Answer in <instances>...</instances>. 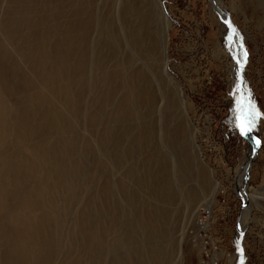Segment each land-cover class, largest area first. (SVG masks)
Instances as JSON below:
<instances>
[{
    "label": "rangeland",
    "instance_id": "obj_1",
    "mask_svg": "<svg viewBox=\"0 0 264 264\" xmlns=\"http://www.w3.org/2000/svg\"><path fill=\"white\" fill-rule=\"evenodd\" d=\"M155 1L159 4L156 3V12L151 15L153 20L150 23L154 59L151 61L139 52L132 58L130 68L139 69L144 78L150 80L149 90L157 105L160 104L159 114L155 110L152 120L158 142L162 143L165 128L174 137L179 130L182 131L180 137L187 153L190 174L181 185L174 168L177 175L173 172L172 183L177 188L198 192L196 201L189 208L178 200L171 204L169 237H172L173 248L183 231L181 251L175 264H237L239 238L243 252L240 264H264V0ZM154 3L153 0H60L57 6L62 12L59 13V9L53 7V1L0 0V21L7 17L13 23L8 28V35L0 29V45L5 46L12 60L9 64L4 62L0 74V97L11 106L13 116L15 109L27 107L26 123L30 130L35 128L45 110L55 109L60 123L57 126L60 129L63 126L65 131L58 158L63 165L61 175L75 188V199L67 201L62 189L52 193V200L44 199V209L49 213L56 210L62 221L57 230L54 219L50 220L60 247L52 256L53 264H126L123 253L139 244V240L127 238L126 227L135 210L142 207L139 200L143 197L145 200L148 195L140 191L139 185L148 145L134 141L138 132L136 116L124 114L109 118L114 101L121 92L114 91L115 94L103 99L105 92L102 91L106 88L102 79H98L104 70H110L118 59L132 50L125 32L129 23L135 22L127 18V7L132 6L141 14L149 11V7H153V11ZM28 7L39 16L44 8L46 12H54L56 17L32 25L26 22V16L30 18L26 11ZM219 9L226 12L233 25V41L228 46L226 40L230 26L227 18L224 24ZM74 19L80 23L89 19V26L85 22L88 28L85 24L76 26L77 30L75 26L72 28L70 25ZM71 28L76 30L74 37L67 30ZM83 28L88 31L83 36L86 42L81 43ZM43 30L51 34L55 30L59 36L71 37L76 42L64 59H60L59 65L62 67L64 63L65 69L57 73L56 83L64 87L63 91L41 89L40 70L31 69L28 61L29 56L40 51L41 41L49 58L43 67L46 68L44 72L48 74L57 70L59 57L51 55L55 47L54 35L48 34L41 40ZM165 30L168 38L164 46ZM105 31L113 33L112 41L118 42L117 46L116 42L112 43L116 48L114 53L105 43ZM33 34H38L40 39ZM28 45L35 48L25 58L20 48ZM237 58L242 64V78L238 75ZM98 61L101 62L99 67L95 65ZM164 61L167 73L163 70ZM23 75L30 82H22L20 77ZM238 76L239 92H235ZM137 83L142 85L139 79ZM38 89L43 107L34 108L32 97L39 93ZM236 93L241 100L237 99ZM93 110L102 114L94 126L89 122ZM249 110L254 115L259 113L249 131L256 140L254 146L241 134L240 121L236 117L239 112L243 118ZM10 118L5 137L0 141V175L5 172L20 176L15 185L16 199L7 200L8 207L23 209L24 213L32 215L36 213L35 208L23 206L19 199L36 180H40L43 185L39 184L44 187L45 173L46 184H49L51 172L43 164L34 172L28 167L19 169L16 164L19 159L30 158L23 146L41 141L50 145L55 140L57 127L51 128L40 140L34 130L31 133L27 130L29 134L19 141L14 136L19 130L18 121L14 120L15 117ZM102 139L105 146L101 144ZM162 148L170 152L174 165L181 160L177 147L163 145ZM117 150L126 153L125 156L119 158ZM248 160L249 169L243 176L242 167ZM7 162H11L12 170H5ZM151 168L156 171V167ZM238 180H244L246 188L243 185V191L237 187ZM214 183L216 189L209 202ZM250 189L259 194L249 198ZM202 210L209 212L205 228L197 222L202 219ZM93 229L95 233L92 234ZM93 236H98L101 242L98 251L92 248ZM113 244L116 247L111 246ZM2 248L0 243V251Z\"/></svg>",
    "mask_w": 264,
    "mask_h": 264
},
{
    "label": "bare ground",
    "instance_id": "obj_2",
    "mask_svg": "<svg viewBox=\"0 0 264 264\" xmlns=\"http://www.w3.org/2000/svg\"><path fill=\"white\" fill-rule=\"evenodd\" d=\"M46 1L55 2V5L53 7L59 9V13L62 12V8L57 6V2L60 0ZM153 2H155L154 10L152 11L153 7L152 9L151 7H149V11L145 13L142 12L141 14L138 13V11H136L132 6L127 7V11H125L126 16L127 18L131 19V22L135 23H129V25L126 27L127 31L125 32V35L129 42L124 39L123 41L130 43L132 50H130L129 54L125 55L124 57L122 56L120 60L118 59L117 62L112 65L113 67H111L110 70L108 69L104 70L103 72L101 71L102 74L100 76L98 75V80L102 79L101 81L104 83V86L106 88L105 91H102L105 92L103 93V99H108L111 94H115L114 91L121 92L120 97H118V99L116 97V100L114 101L115 105L113 106L112 115L109 116V118H118V116H124V114H126L127 117L131 115H133V117L136 116L138 134L136 133L137 136L135 138L133 136L134 141H136V143L138 144L141 142H146L145 146L148 145V148L146 150L147 156L142 166L143 171L139 181L141 189L140 191H145V194H148V198L146 197V199L144 200L143 197L139 200V204H141L142 207L135 210L132 215L131 221L129 219V222L127 223V238H130L136 242L137 240H139V244L135 245L133 248H130L125 251V253H123L122 259L125 261L126 264H175L181 251L183 231L178 237L179 239H177L176 241L175 248H173L171 241L172 237H169L171 232V225L169 224L171 204L173 202L175 203V201L178 200L179 202H184L186 208H189V206L196 201L198 196V192L196 190H190L184 187L177 188L176 186H174V182L172 183V175L173 172H175V169L179 174V181H176L180 182L181 185L182 180H185L184 178H186L189 173L187 153L183 145L184 142H182L180 137L182 131L180 132L179 130L177 135L175 134L174 137L172 136L171 132H169L165 128V136L162 137V143L158 142V140L155 138L156 126L152 120L154 117L153 112L155 110L159 114L160 104L157 105L155 97L149 90L150 80L144 78L142 72L139 69L135 70L133 68H130L132 58L138 56L139 52L143 53L142 55H145L146 58L151 61H153L154 59V55L151 51L153 46L151 45L153 38V30L150 27V23L151 20H153V17H151V15L156 12L155 9L157 7V1L153 0ZM44 4L47 3L44 1ZM42 9L43 12H41L39 16L38 14H36V12H33V9H31V7H28L26 11L29 14L30 18L26 16V22L32 23V25H36L42 19H53L56 17V15L53 14L54 12H46L44 11V8ZM223 12L226 14L225 11ZM37 16L40 18H36ZM162 17L166 24H168V20L163 14ZM225 18L226 17L223 15L224 24L226 23ZM85 22L89 26V19H84L82 23H80L79 20H75L70 26L72 28L75 26V29L77 30L76 26H81V24H83L84 26ZM11 24H13L12 21L10 19H7L6 17L5 19L0 21V29L2 28L5 34L8 35V28L9 26H11ZM72 28L67 30H69V34L73 33L71 37H74L75 29ZM167 30H165L164 46L167 43L168 38ZM87 31L85 30V28L80 31L81 34H83L81 38V43L86 42V38H83V36L87 33ZM107 31H105L107 37L105 43L107 44V47L110 48L111 52L114 53L116 48H113V44L116 41H112L113 33L109 32L108 34ZM47 32H44V30L43 32L41 31V40L44 37H47L48 34H51V32ZM33 35L37 36L36 38L40 39L38 37V34ZM51 35H54L53 37L55 38V47L52 49L51 55H54L55 57L59 58L57 63V70L53 67L55 70L50 73L48 72L49 75L44 72L46 68H43L44 65H47V63L49 62V58L44 52V47L41 44V41L39 43L40 51L34 56H29V58L26 57L29 55V51L33 52L32 49L35 48L34 45H28L27 48H20V51L23 57L28 58L31 69L40 70V76L43 80L41 85H39L41 89L45 87L47 89H51L52 92L58 89L60 91L62 89L63 91L64 87L62 88L61 85L56 83L58 77L57 73L65 69L64 63L62 67L59 65L60 59H64L67 53H69L71 47L75 46L73 43L76 42L72 40L71 37L65 38V35L59 36L57 34V31L55 30ZM146 41L148 43H146ZM22 43H25L24 40L22 41ZM116 43L117 46L118 42ZM0 57H2L3 60V65L0 66L1 74L3 72L4 62H7L9 64L10 61H12L10 60L7 49L3 45H0ZM12 63L13 62H11V64ZM95 65L99 67L101 66V62L98 61ZM127 65H129V67ZM163 70L167 73L165 61L163 63ZM236 74L237 73L234 72V76H236ZM20 79L22 80V82H30V79L26 78L24 75L21 76ZM138 79L142 82L141 86L137 83ZM237 82L238 83L235 87V92H239V76ZM101 85L103 86V84ZM38 91L39 93H36L32 97L34 108H39L40 105L41 107H43L40 89H38ZM236 97L237 99L239 97V100H241L240 95L237 94ZM235 104L238 105V102L236 100ZM10 110H12L11 106H7L5 101L0 97V141H2L3 137H5V128L7 126L6 124L7 122L9 123L11 121L10 116L13 118L15 117L14 120L18 121L16 122V125L19 126V130L15 131L14 136L17 139H20L19 141H23L25 135L28 133L27 130H30L29 125L26 123V116H28L27 107L23 106L21 108L19 107L15 109L16 111L14 116L13 112H11ZM93 111L94 112L89 116V122L92 126L97 125V123H99L102 115L99 110ZM242 111L244 112V110ZM237 114H239L240 118L242 119L240 113L238 112ZM57 125H60V123L58 113H56L55 109L45 110L42 115L39 116L38 124L35 126L34 129L32 128L29 133L34 130L33 133H35L40 140V138H44L45 135H47L51 128L57 127L55 140L50 145H47L43 141H41L32 146H23V148H25L26 153L30 155V158L28 157L30 162L28 158H24L23 160L19 159L20 161L16 164V166L20 167L19 169H27L28 167L32 172L36 171V169L42 164L47 165L49 167L48 170H50L51 172V177L50 179H48L49 184H46L47 175L45 173L44 187H41L40 184L42 183L40 182V180H36L33 187L30 188L29 191L23 194V197L21 196L19 199L21 201L20 203L23 206L31 205L32 207H34L36 213L31 215V213H24L23 209H9L7 200L12 198L16 199L17 189L15 185H17V183L20 181V176L17 175V177L7 175L8 173L5 172L1 173L0 175V243L3 244V250L0 251V264H53L52 256L60 248L55 236L53 235V230H51L50 220L54 219L55 226L58 230L61 227V216L57 214L58 212L56 210H53V212L51 213L47 212L46 209H44V199L46 200V198L48 197V200H52V193L56 189H62L67 201H73L75 199V188L71 183L68 182L67 179L63 178V175H61L63 172V165L61 163V160L58 158V154H60L62 151L60 148V142L65 136V131L63 126H61L62 128L60 129ZM247 137L250 143L254 146L256 142L255 138H253L249 132L247 133ZM104 141V139L101 140V144L103 146H105ZM175 141H177V143ZM163 145H166L170 148L177 147L176 149L178 150L181 160L176 162V164L174 165L170 152H165V150L162 148ZM249 149L253 150L252 147H250ZM117 153L119 158H122L126 154L124 152L122 153L120 150H117ZM249 165L250 160H248L246 164L243 165V176L247 175ZM5 166H7V169H5L6 171L10 169L12 170L11 162H7ZM151 166L156 167L155 172L153 171L154 168H151ZM238 181L239 182L237 183V187H239L238 189H241V191H243L244 180ZM107 188L108 187H106L105 189L107 190ZM244 188H246L245 185ZM214 189H216V183H214L212 190L209 194V202H211L213 198V194L215 192ZM256 191L250 189L248 193L249 198H255V195L257 193ZM257 194H259V192ZM241 196H243V193L241 194ZM244 202L245 204H247V199H244ZM51 207L52 209L54 208L53 206ZM197 222L202 226L201 228L206 227L205 220L198 219ZM94 230L95 229L92 230V234L95 233ZM118 240L120 241V239ZM235 240H237V235ZM91 242L92 248L94 247L95 250L98 251V249L101 247L99 237H91ZM111 246L115 245L113 244Z\"/></svg>",
    "mask_w": 264,
    "mask_h": 264
},
{
    "label": "water",
    "instance_id": "obj_3",
    "mask_svg": "<svg viewBox=\"0 0 264 264\" xmlns=\"http://www.w3.org/2000/svg\"><path fill=\"white\" fill-rule=\"evenodd\" d=\"M219 11H220V13L222 14V15H224V16H226V18H227V20H228V24L230 23L231 24V27H230V33L228 34V36H227V46L230 44V42H232L233 41V25H232V23H231V20H230V18H228V16L221 10V9H219ZM235 60V59H234ZM235 63L237 64V66L239 67V75H240V77L242 78V71H241V69H242V64H241V62L238 60V58L235 60ZM241 88V87H240ZM237 119L239 120V121H241V118L239 117V115L237 114ZM247 139H248V137H247V134L246 135H244ZM249 141V140H248ZM244 201V200H243ZM237 251H239L238 252V263L240 264V261H241V257H242V254H243V252H242V248H241V242H240V238H239V240H238V242H237ZM237 263V264H238Z\"/></svg>",
    "mask_w": 264,
    "mask_h": 264
},
{
    "label": "snow or ice",
    "instance_id": "obj_4",
    "mask_svg": "<svg viewBox=\"0 0 264 264\" xmlns=\"http://www.w3.org/2000/svg\"><path fill=\"white\" fill-rule=\"evenodd\" d=\"M229 26L231 27L230 23ZM243 55L246 57L247 52L244 51ZM255 115H259V113H256ZM255 115L251 110H249L243 115V118L241 119L238 125L242 135H246L251 130L252 121L255 119ZM257 143H259V141H257Z\"/></svg>",
    "mask_w": 264,
    "mask_h": 264
},
{
    "label": "built area",
    "instance_id": "obj_5",
    "mask_svg": "<svg viewBox=\"0 0 264 264\" xmlns=\"http://www.w3.org/2000/svg\"><path fill=\"white\" fill-rule=\"evenodd\" d=\"M209 212L207 210H202L200 217L206 221V218L208 217ZM207 222V221H206Z\"/></svg>",
    "mask_w": 264,
    "mask_h": 264
}]
</instances>
